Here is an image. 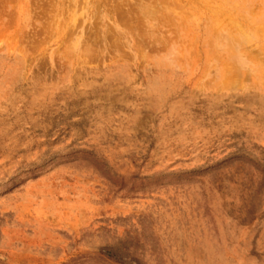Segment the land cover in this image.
Instances as JSON below:
<instances>
[{"label": "rangeland", "instance_id": "obj_1", "mask_svg": "<svg viewBox=\"0 0 264 264\" xmlns=\"http://www.w3.org/2000/svg\"><path fill=\"white\" fill-rule=\"evenodd\" d=\"M0 264H264V0H0Z\"/></svg>", "mask_w": 264, "mask_h": 264}, {"label": "clouds", "instance_id": "obj_2", "mask_svg": "<svg viewBox=\"0 0 264 264\" xmlns=\"http://www.w3.org/2000/svg\"><path fill=\"white\" fill-rule=\"evenodd\" d=\"M235 59H236V62L239 64V66L243 70H250L251 69V64H250L249 60L247 59V57L245 55H243V53H240L239 51H237Z\"/></svg>", "mask_w": 264, "mask_h": 264}]
</instances>
